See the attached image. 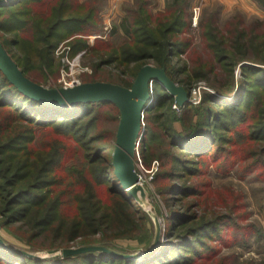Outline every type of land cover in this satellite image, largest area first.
<instances>
[{
  "label": "trees",
  "instance_id": "obj_1",
  "mask_svg": "<svg viewBox=\"0 0 264 264\" xmlns=\"http://www.w3.org/2000/svg\"><path fill=\"white\" fill-rule=\"evenodd\" d=\"M252 1L264 14V0ZM151 5L152 0H134L124 8V16L109 34L123 35L125 41L120 47L97 41L99 46L87 48L86 41L79 40L73 48L88 49L93 57L100 54L95 72L105 65L115 66L116 74L101 82L130 88L139 70L152 65L164 69L174 83L184 88L202 81L214 89L215 93L202 95L198 107L181 108L182 116L177 122L173 117L175 99L153 82L152 106L144 114L147 129L142 151L147 167L154 159L159 161L157 181L168 183L159 190L167 211L159 244L141 261L103 252L40 260L16 252L1 240L0 264H229L220 255L218 243L228 245L224 231L232 225V215L214 211L207 218L206 214L191 212V208L180 210V204L189 199L198 204L204 196L201 180L209 163L222 175L234 171L240 179L263 169L264 20L248 24L237 14L221 23L215 13L210 19L198 17L194 25L192 0H167L164 10L158 12H153ZM102 10L98 0L81 4L63 0L59 5L52 0H13L0 7V33L12 34L6 41L0 37V42L23 74L40 84L29 74L44 67L54 68L53 53L62 28L77 27L79 34L75 36L96 34L101 29ZM197 32L209 55L205 67H190L183 61V56L188 60L193 54V36ZM237 65L241 77L235 85ZM218 68L224 70V79L216 73ZM85 82L97 81L91 77ZM106 113L112 114L114 124L109 132L104 131ZM119 117L117 108L109 103L66 107L37 103L22 95L0 71V214L7 226L19 223L17 230L28 229L30 234L25 237L29 245L53 232L54 240H58L63 229L68 231L62 236L63 246L84 237L81 243L85 245L126 241L149 247V218L135 206L114 175L112 155ZM157 128L166 142V150L159 155L151 149ZM43 134L41 140L47 136L50 140L34 144ZM109 140L112 144H107ZM73 144L82 152L83 161L67 184L73 188L75 206L68 215L63 213L62 205L71 189H62L60 173L75 150ZM107 151L110 153L105 154ZM243 160L249 161L245 167L239 165ZM67 171L71 172V168ZM101 189L107 192V201L100 199ZM96 233L101 240H90ZM54 243L50 248L58 246ZM120 249L115 251L128 253Z\"/></svg>",
  "mask_w": 264,
  "mask_h": 264
},
{
  "label": "rangeland",
  "instance_id": "obj_2",
  "mask_svg": "<svg viewBox=\"0 0 264 264\" xmlns=\"http://www.w3.org/2000/svg\"><path fill=\"white\" fill-rule=\"evenodd\" d=\"M61 1L63 0H52L53 3L58 2V5ZM73 1L75 3L81 4L87 0ZM133 2L134 0L132 2L126 3L123 8H125L129 4H132ZM98 5L102 7V9L109 7L107 6V0H98ZM205 6H203L202 8L200 7V12L198 15V17H202V20L204 18L210 19L215 13L219 15L221 23H224L226 20L236 16L237 14H241L245 22L248 24L256 20H264V14L261 11L250 12L248 10L235 9L227 13L223 10L221 5H218L216 3L210 5L208 4V6L206 7ZM47 8H45L44 10H46ZM122 17L117 19L113 16L110 18H106V16L103 17L100 14V32L87 37L83 36V34L82 36H75V34H79V30L77 27H72V25L62 28V30L57 35V46L53 53V57L55 60L54 68L56 70L53 67H44V70H35L29 74L31 79L40 83L39 85L49 89L64 87V82L70 84L74 80L78 81L79 84L87 83L85 82V80L91 77H94L97 82L110 80L111 76L116 74L114 65H105L103 67H100L98 72H95L94 66H96L100 62V54L93 57L88 52V49H80L74 51L73 47L79 40L86 41L87 48H90L95 44L99 46V43H97V41L110 42L113 47H120L125 41L123 35L121 33H117L116 35L110 37L109 34L112 32L114 26L119 23ZM97 36L101 37L97 38ZM0 37H2L4 41H6L9 40V38H12V34L5 35L3 33H0ZM75 37H85L86 39H74ZM192 46V56L188 60L187 57L183 56V61L186 62L190 67H199L200 65L205 67L209 62V55L207 51L204 50L198 32L193 36ZM79 54H82L81 57L75 60L76 56ZM68 62L73 65L72 70ZM71 71H74L73 75L69 76ZM216 73L220 74V79H224L225 72L223 69L218 68ZM240 73V65L235 66V85L241 77ZM199 85L203 86V88L200 90V101L196 105H187L188 107H198L201 103L202 95L206 92L215 93L214 89L202 81L191 82L187 85V88L178 85L183 87L187 92H189V94H192L193 90L196 89ZM232 85L233 84H231V86L229 87L232 88ZM151 106L152 105H150L149 108ZM173 111V117L175 121L178 122V120H180V117L182 116V109H173ZM111 117L112 114L110 113L103 114V119L107 126L104 129V131L106 132H109L114 126ZM144 125L146 130L147 125L145 121ZM104 134L105 133H103V136ZM40 136L41 137L34 142V144L36 143L37 146L42 144V142L45 140H50L48 136L41 140V138L44 137V134L43 136ZM153 137L154 139L151 142V149L155 155H159L166 150V142L165 140L163 141L162 135L159 132L158 128L157 130H154ZM107 144H112V140H109ZM72 148H75V150L72 153L70 152V155H68L66 163L64 164V169L62 170V173H60V176L64 181V186H62V189H71L70 191H68V193L65 194L62 205L63 213H66L68 215L74 212L75 206L72 200V197L74 196L73 188H69L67 184L72 177V174H74L73 171H78L81 168V162L83 161L80 159L82 156V152H79V150H77L78 148H76L74 144ZM143 148L144 147L142 144L140 151L141 164H138V162L136 163V172L139 178V183L137 186L140 189L137 193L138 201H136L135 199L133 200L135 206L139 207V209L148 216L149 222L152 227L150 234L151 240L148 248L145 249L142 246H137L136 243L126 241H110L107 242L106 245L100 242L91 245H85L81 243L83 242L82 239L84 237H78L74 241H70L68 246H63L62 236H65V233L66 235H68V231H63V229H61V235H58V240H54L55 232H53L46 236L45 239L42 236V238L35 241L32 245H29L28 240L25 237L30 234V232H28V229L26 227H23L22 229L17 230L19 229V223L13 227L7 226L4 223L1 214L0 240H2L7 246L12 248L16 252H20L24 255H28L40 260L67 259L84 255L86 253L100 252L98 250L110 252L112 254H105L118 258L130 256L132 257L144 253L154 244H156V242L159 244L165 227V218L167 217V211L166 209H164L162 197L159 194V190H163V188H166V185H168V183H166L165 181H157L156 179L157 175L161 172L160 163L158 160L154 159L150 167H147L145 165L143 160ZM109 153L110 151H107L105 154ZM222 162L223 161H221V163ZM248 163L249 161L243 160L241 164L239 163V165L245 167V165ZM68 167L71 168V172L67 171ZM262 172H264V166L263 169L260 168L257 173L244 179H240L234 171H231V173L227 175H222V173L217 170V167L213 165V163H209L207 171L204 173V177L201 180L202 189L205 190L204 196H202L198 204V201H193L195 199H189L186 200V202H183L184 204H180V207L182 206L180 210L183 211L187 208H191V212L198 215L206 214L207 218H211V214L214 211L218 214L221 213L222 215H232L233 223L224 231V238L228 245H222L221 243H218V246H221L220 255L227 258L229 260V264H240L244 261L264 263V173L260 175ZM99 197L104 201H107V199H109L107 196V192L104 189H101V191L99 192ZM175 208L178 209L179 204H177ZM14 229H16L17 231ZM66 229L69 228L66 227ZM100 238L101 235L99 233H96V235L94 237H91L90 240L93 239L95 241H99L101 240ZM258 238H261V240L257 241ZM53 242H55L54 244L58 245L59 247L57 246L55 248H50ZM120 248H125L128 253L123 254L117 252V250H121ZM91 249H93V251L85 252ZM115 249L117 250L115 251ZM144 258L145 257L135 260L141 261Z\"/></svg>",
  "mask_w": 264,
  "mask_h": 264
},
{
  "label": "water",
  "instance_id": "obj_3",
  "mask_svg": "<svg viewBox=\"0 0 264 264\" xmlns=\"http://www.w3.org/2000/svg\"><path fill=\"white\" fill-rule=\"evenodd\" d=\"M13 0H0V6ZM0 71L25 97L49 107H66L78 104L109 103L119 111L115 148L112 155L114 175L122 189L138 201L139 178L136 172L138 140L144 134V114L153 100V82H158L183 108L187 105L189 92L174 83L164 69L151 65L142 67L130 88L109 82H88L72 87L49 89L29 78L19 69L0 42ZM134 193V194H133ZM0 243L2 241L0 240ZM154 244L138 256L124 257L135 260L150 255L157 247ZM98 250V249H94ZM93 251L87 250L85 252ZM112 254L110 252L98 250Z\"/></svg>",
  "mask_w": 264,
  "mask_h": 264
},
{
  "label": "crops",
  "instance_id": "obj_4",
  "mask_svg": "<svg viewBox=\"0 0 264 264\" xmlns=\"http://www.w3.org/2000/svg\"><path fill=\"white\" fill-rule=\"evenodd\" d=\"M133 0H107L108 8L101 11V16H106V18L115 17L120 18L124 15L123 6L132 2ZM167 0H152L151 8L153 12L162 11L165 8ZM193 7H203L208 6V4H218L221 5L223 10L227 13L235 9L248 10L250 12H260L255 3L252 0H192ZM114 9H113V8ZM110 8V9H109ZM115 14V15H114Z\"/></svg>",
  "mask_w": 264,
  "mask_h": 264
},
{
  "label": "built area",
  "instance_id": "obj_5",
  "mask_svg": "<svg viewBox=\"0 0 264 264\" xmlns=\"http://www.w3.org/2000/svg\"><path fill=\"white\" fill-rule=\"evenodd\" d=\"M199 12H200V7L193 8V14H194L193 22H194V25H196V21L198 19ZM100 37L101 36H97V38H100ZM94 38H96V37H94ZM81 55L82 54L77 55L76 58H75V60H77L78 58H80ZM68 64L70 65L71 70H72L73 65L70 62H68ZM73 72L74 71H71V73H70L69 76L73 75ZM63 80H64V78H63ZM78 84H79V82L78 81H75V80L72 83H70V84H67V83L64 82V87H72V86L78 85ZM202 88H203V86L202 85H199L196 89L193 90V93L192 94L191 93L189 94V99H188V103H187L188 106L196 105V104L199 103L200 97H201V91L200 90ZM152 94H153V92H152ZM150 105H151V103L149 104V106ZM173 109L174 110H179V109H181V107H179L175 103L173 105ZM144 130H145V127H144ZM143 139H144V134L141 135L140 138H139V140H138V146H137V150H136V163L138 162V164H141V152L140 151H141Z\"/></svg>",
  "mask_w": 264,
  "mask_h": 264
},
{
  "label": "bare ground",
  "instance_id": "obj_6",
  "mask_svg": "<svg viewBox=\"0 0 264 264\" xmlns=\"http://www.w3.org/2000/svg\"><path fill=\"white\" fill-rule=\"evenodd\" d=\"M134 194V193H133Z\"/></svg>",
  "mask_w": 264,
  "mask_h": 264
}]
</instances>
